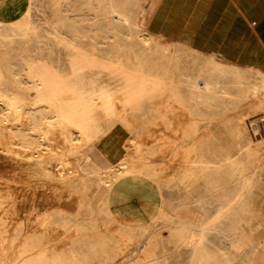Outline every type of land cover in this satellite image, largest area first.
I'll return each mask as SVG.
<instances>
[{"label": "bare ground", "instance_id": "6f19581e", "mask_svg": "<svg viewBox=\"0 0 264 264\" xmlns=\"http://www.w3.org/2000/svg\"><path fill=\"white\" fill-rule=\"evenodd\" d=\"M24 1L0 0V264H95L110 239L149 230L113 213L108 236L98 225L112 180L129 174L194 200L168 230L188 231L184 264H255L260 242L243 246L239 232L264 173V0H212L221 31L241 21L251 50L219 46L218 28L189 18L193 0H44L52 20L33 24ZM118 37L122 58L95 47ZM48 38L77 55L73 72L53 76L36 52ZM223 223L235 258L209 235ZM158 248L153 237L151 264H167Z\"/></svg>", "mask_w": 264, "mask_h": 264}, {"label": "rangeland", "instance_id": "374dc122", "mask_svg": "<svg viewBox=\"0 0 264 264\" xmlns=\"http://www.w3.org/2000/svg\"><path fill=\"white\" fill-rule=\"evenodd\" d=\"M23 5L30 23H37L41 19H46L49 22L52 20V12L49 10L46 1L25 0ZM190 9L193 14L189 15V18L193 19L198 13H201L202 25L219 29L217 31H220L219 35L222 37L217 36L215 38L219 46L222 43H228L234 49L244 50L248 48L249 44L250 50L254 49V43L250 41L251 37L247 34V30L242 28L241 21L235 25L229 24L225 32L221 31L220 28L224 23L222 21L217 22L210 16L216 10L212 0H193ZM151 21L152 17H147L143 22L148 25ZM200 33H206L208 37H213L212 34H214L211 28ZM53 40V38L46 39L45 43L41 45L42 49L36 50V52H42L43 58L52 69L51 73L58 79L59 75L70 74L76 69L77 55L72 56L68 49L55 45ZM80 44L83 48L92 46L88 39H81ZM127 46L128 42L118 37L114 41L108 40L106 45H96L95 47L102 55L122 58ZM143 129L144 125L138 126V133L141 134ZM76 161V169L79 173H89L92 170L89 162L77 157ZM262 181H264V176H262ZM154 185L152 180L137 174H129L112 180L104 197L106 205L103 206L101 212H97L98 209L94 211L102 234L108 236L110 233V228L103 223L107 213L116 214L121 219L135 218L136 216L140 220L149 221L150 227L146 232H136L131 238L118 244L114 238L110 239V242L99 250V255L94 260L95 264H151L153 258L150 255V242L153 237L158 239L159 254L163 255L161 261H166L167 264H184L185 250L179 242L187 235L188 231H180L177 238L173 239L169 236L168 230L172 227L175 228L174 219L178 213L182 209L191 208L194 205V200L185 199L183 192L174 187L158 189ZM96 191L95 185L88 191L95 205H97L95 202ZM105 191V188L100 190L96 196V201L102 198ZM136 199H138V203H136ZM211 210V206L206 205L202 208L203 216H210ZM254 214L250 218V222L245 224L239 232V241L243 246H249L251 240L260 242L259 246L255 248L254 263L264 264V196L256 197ZM82 216L87 217L86 215ZM193 231L197 232L198 228L193 229ZM209 235L213 240L229 247L232 258L237 257L238 253L231 251L233 241L228 234V224L223 223L210 228ZM167 254H171V257L166 259Z\"/></svg>", "mask_w": 264, "mask_h": 264}, {"label": "crops", "instance_id": "0c3cea01", "mask_svg": "<svg viewBox=\"0 0 264 264\" xmlns=\"http://www.w3.org/2000/svg\"><path fill=\"white\" fill-rule=\"evenodd\" d=\"M262 25H261V31H262V38H264V17H262ZM262 176H264V173H262V175L260 176V182H261V189L258 190V196H264V181H262ZM138 199H136V203H138L137 201ZM256 206V203H255ZM255 206L254 209L252 211V213H255Z\"/></svg>", "mask_w": 264, "mask_h": 264}]
</instances>
